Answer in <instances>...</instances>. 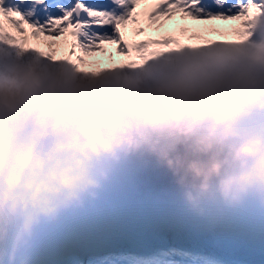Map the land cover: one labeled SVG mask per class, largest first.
<instances>
[{"label":"clouds","instance_id":"clouds-1","mask_svg":"<svg viewBox=\"0 0 264 264\" xmlns=\"http://www.w3.org/2000/svg\"><path fill=\"white\" fill-rule=\"evenodd\" d=\"M257 113L264 46L188 57L135 78L11 67L0 74V215L22 217L17 242L30 238L42 219L95 199L108 179L102 161L137 154L170 175L195 217L250 200L264 206V131L242 128ZM21 117L34 130L14 150L7 125Z\"/></svg>","mask_w":264,"mask_h":264},{"label":"snow or ice","instance_id":"snow-or-ice-1","mask_svg":"<svg viewBox=\"0 0 264 264\" xmlns=\"http://www.w3.org/2000/svg\"><path fill=\"white\" fill-rule=\"evenodd\" d=\"M141 5L147 6L138 12ZM176 17L205 25L217 21L238 23L229 31L215 27L190 30L181 26L176 34L133 43L124 35L129 26H132V38L144 36L149 30L159 32ZM262 26L264 0H152L151 3L149 0H0V44L34 51L87 69L105 65L107 70L124 64L135 67L136 61L160 55L158 49L183 45L185 41L207 43L212 36L244 41ZM33 41H42L43 45ZM111 46H115V56L128 59L116 61L108 50ZM97 56L103 59H94ZM146 169L136 161H129L114 170L108 181L112 185L132 180L142 182ZM165 194L174 203H181L174 189ZM96 198L97 194L95 199H85L82 206L69 209L54 221L42 224L24 252L25 264H35L41 259L39 257L84 230L79 226V214L93 206ZM249 211L264 219V208L249 202ZM260 233L264 243V229ZM0 264H10L2 249ZM48 264L58 262L48 260ZM89 264H243V261L215 258L195 246L163 244L137 252L115 250L89 261Z\"/></svg>","mask_w":264,"mask_h":264},{"label":"rangeland","instance_id":"rangeland-1","mask_svg":"<svg viewBox=\"0 0 264 264\" xmlns=\"http://www.w3.org/2000/svg\"><path fill=\"white\" fill-rule=\"evenodd\" d=\"M237 23L238 22H229L225 24L217 21L213 22L212 24L205 25L196 24L192 21H182L179 17H176L159 32L149 30L146 31L144 36L135 37L134 39L160 38L167 34H176L179 27L181 26H186L190 30H203L205 28L215 27L221 31H229L232 28L236 27ZM128 29H126V31ZM255 33L257 34L256 36L259 37L257 40H250L249 37L244 41L232 40L230 37L227 40H221L222 37L212 36L210 37V42L207 43L185 41V44L183 45H173L168 48L158 49L157 51L161 53L160 55L148 56L144 61H136L135 67H129L127 66V64H124L107 68V70L105 65H101L97 69H87L83 66L75 65V63L64 62L58 58H49L46 55L42 56L34 51H23L11 48L5 44H0V74L4 73L11 67L26 68L31 65H38L41 71H45L49 68H64L69 72L76 73L82 78H135L145 74L146 72H158L164 67L173 63L180 62L188 57L200 56L204 54H228L242 50L258 49L259 47L264 46V26L258 28ZM33 43H40L41 45H43L42 41H33ZM113 50L116 51L115 46L113 47ZM63 51L67 50L64 49ZM77 55H79V52L77 53ZM94 59L99 60L100 58L98 56ZM114 59L116 61H124L128 58L114 55ZM105 63L107 62L105 61ZM249 120V124L258 120H264V113L253 114V116ZM7 126L10 130L14 131V150L26 144L29 141L34 130L32 120H25L23 117L18 118L16 121H9ZM102 162L101 166L105 168L106 165H103ZM110 176L111 175H109V178ZM2 190V185H0V191ZM103 190L104 183L101 189L97 192L96 200ZM177 196L181 203H174L170 199H158L152 196L156 200L149 199L143 202V200L145 199L143 198L139 203L133 205L135 207L139 206V209H143L141 210V214H137L136 216L141 215L148 217V215H150L151 209L157 207L166 212L165 215H162L159 218H155V221H158L161 225L156 227L155 231L154 229L150 228V226L148 225V221H142L141 228L139 229H135L134 227L129 228L128 231H130L132 238L135 237L136 241H125L128 240V238L114 243L112 240H108V238L106 240H100V235H98L97 238L93 240L91 239L93 237V232H78L70 239L64 241L60 246L52 249L39 258H60L61 248L68 245L70 246L71 253H73L74 257L64 255L60 262H63V264H68V262H74V264H89V261L96 259L95 257L98 256L97 254H99L102 246L111 247L110 250L106 252V254H108L109 252L115 250L137 252L147 249H153L163 244L182 246L183 243L185 247L195 246L201 248L204 251L213 254L215 258L226 260H242L243 264H264V243H262V238L258 237V239L256 235L253 238L247 237L248 235H253L255 232H257L255 230H249V227L255 228L257 230L264 227V219H262L258 213H252L249 211V202L254 203L258 207L264 208V206H261V204L257 200H250L245 205L235 209H223L220 207L212 208L220 212L218 216L219 219H223L222 217L224 215H231V217H233V219L231 221H228L227 224L233 225L231 228L235 229H230L233 232L234 230L237 232H245V234L240 233V235L244 239L243 241L234 236L233 233L221 234L220 232H218L217 234H211V232H214V230H212V226L208 224L207 220L206 223H203V226H207L203 227L205 232L202 234V236L198 237V241L196 242L197 244H195L189 238V235L193 233L191 228L180 229L179 226L176 225L177 223L179 225L182 224V219L185 220L181 216H177L175 212L171 211L184 205L181 194L178 193ZM95 202L93 206L86 208L83 213L91 214L95 211L93 214L94 216H97L98 219L100 217L103 218L104 215L101 210H104L106 208H96ZM176 217H178L179 219H177ZM52 221L42 219L40 223L33 228L30 238H25L24 240L17 242V234L23 225V218L18 216L10 217L7 212H5L3 215H0V249L3 250L4 258L10 261V264H25L27 257L24 255V252L30 245V242L32 241L37 229H39L42 224L50 223ZM99 221L102 220L100 219ZM143 229L147 231V236L142 231ZM148 231L152 232L150 233ZM173 231L175 233H179L177 235V238H174ZM89 240L95 241V244H93L92 242H88ZM52 261L59 262V260Z\"/></svg>","mask_w":264,"mask_h":264},{"label":"trees","instance_id":"trees-1","mask_svg":"<svg viewBox=\"0 0 264 264\" xmlns=\"http://www.w3.org/2000/svg\"><path fill=\"white\" fill-rule=\"evenodd\" d=\"M249 121L250 120L248 119L242 123L243 129L245 130L251 129V131L264 130V120L251 122L250 124ZM149 199H155V198L152 196L147 197L143 200V202ZM168 199L169 198L166 197V200ZM141 210L143 209L141 208L139 209V206L136 207L126 206L123 208H106L104 210H101L104 217L103 218L100 217L99 219L97 218V216L93 215L95 211L92 212L91 214L82 212L79 214L78 222L81 228H86V229L80 231L79 233H83L84 231H89V232L91 231L93 232V237L91 238L93 240L96 239L98 235H100L101 236L100 240H106L108 238V240L110 239L114 243H116L122 239L128 238L130 234V231H128L129 227L132 226L135 227L136 229L141 228L142 221H148V225L150 226V228L154 229V231L156 227L161 226L158 221H155V218H159L162 215H165L166 212L164 210L157 207L151 209L150 215H148V217L141 215L136 216L137 214H141ZM173 212H175L177 216L179 215L185 219L183 220L181 218L183 223L185 222L186 226L191 228L193 232L192 233L193 235L191 237L193 238L195 243L198 241L197 240L198 237L202 236V234L205 232L204 229L201 227V225H203V223H206L207 220H208V224L212 226V230H214V232H211V234H217L218 232H220L221 234L233 233V235L239 238L240 240L242 241L244 240L240 235V233L245 234V232H241V231L237 232L235 230L233 232L232 230H230V229H235V228H231L233 225H228L227 223L225 224V222L231 221L233 217H231V215H224L222 217L223 219H219L218 216L220 212H218L216 209H212L210 215L204 218H198L193 216L186 210L184 205L175 209ZM100 219L102 221H99ZM250 229L251 231L255 230L257 232L255 233L251 232L254 233L253 235H248V236L246 235L248 238H253L255 235L257 236V238L258 237L260 238L261 237L260 232L262 229H264V227L259 228L258 230L249 227V230ZM148 232L151 233L152 231H148ZM93 240H89L88 242H94ZM36 264H47V263L45 259H38L36 261Z\"/></svg>","mask_w":264,"mask_h":264},{"label":"water","instance_id":"water-1","mask_svg":"<svg viewBox=\"0 0 264 264\" xmlns=\"http://www.w3.org/2000/svg\"><path fill=\"white\" fill-rule=\"evenodd\" d=\"M129 161H136L147 167L142 182L139 180H132L128 183H122L119 185H112L107 179L104 182V190L101 192L99 199L96 201V208L103 209L107 207H122L128 205H134L141 201L144 197L150 195H156V197L162 199L166 196L165 192L168 190H175L178 194V190L172 183L170 175L162 169L156 161L147 155H131L121 156L118 160H106L102 164L106 165L105 170L109 175H112L121 165ZM116 186V188H113Z\"/></svg>","mask_w":264,"mask_h":264},{"label":"bare ground","instance_id":"bare-ground-1","mask_svg":"<svg viewBox=\"0 0 264 264\" xmlns=\"http://www.w3.org/2000/svg\"><path fill=\"white\" fill-rule=\"evenodd\" d=\"M124 34H126L128 37H131V34L128 32V31H126V30H124ZM133 43V42H132ZM106 47H108V46H106ZM113 47L114 46H111V47H109L108 48V50H109V52H111L112 54H113V56L115 55V51L113 50ZM98 57V56H97ZM100 59L102 58V57H99ZM131 238V237H130ZM137 244V243H136ZM110 246H102L101 247V250H110Z\"/></svg>","mask_w":264,"mask_h":264}]
</instances>
